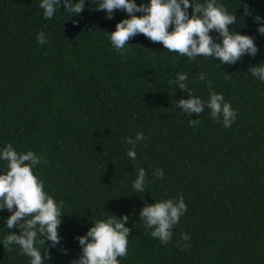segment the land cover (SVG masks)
<instances>
[{"label":"trees","instance_id":"obj_1","mask_svg":"<svg viewBox=\"0 0 264 264\" xmlns=\"http://www.w3.org/2000/svg\"><path fill=\"white\" fill-rule=\"evenodd\" d=\"M39 2L0 0V148L12 144L38 154L42 162L34 174L63 202L62 240L50 248L49 264L77 258L73 238L106 213L129 217L120 264H264V83L247 72L264 62V35L254 23L255 16L264 17V0H244L250 15L240 0H221L237 17L229 28L252 36L259 52L219 67L211 57L189 61L168 52L143 34L131 37L121 54L107 33L127 18L122 10L107 19L95 0H85L81 13L71 17L61 6L46 20ZM41 31L44 45L36 39ZM201 72L207 82L197 79ZM177 73H187L194 95L204 100L210 91L223 93L236 112L231 127L213 120L207 108L199 116L181 113L175 101L187 91L168 83ZM198 118V125H189ZM137 132L146 139L137 142L133 161L125 139ZM140 168L150 183L136 194L131 185ZM158 168L163 179L152 176ZM178 196L187 210L172 240L161 244L139 211L144 202ZM9 215L0 212V238L19 234L4 228ZM0 264H28V257L0 245Z\"/></svg>","mask_w":264,"mask_h":264},{"label":"clouds","instance_id":"obj_2","mask_svg":"<svg viewBox=\"0 0 264 264\" xmlns=\"http://www.w3.org/2000/svg\"><path fill=\"white\" fill-rule=\"evenodd\" d=\"M240 4L245 8L244 14L250 15L244 0H240ZM61 6L72 17L84 11L86 5L85 0L39 2L46 20L52 19ZM95 10H104L107 19L113 18L114 10H122L127 14V18L116 23L114 31L107 33L111 46L121 54L128 44L126 42L138 34H143L152 42L161 43L168 52L178 53L189 61L197 60L198 56L211 57L219 62L217 67L235 64L245 55L254 58L259 52L252 36L229 28V25L236 23L237 17L227 10L221 0H204L203 3L196 0H141L139 5L136 0H95ZM254 23L257 33L264 35V17L255 16ZM36 39L40 45L47 43L43 31L37 34ZM247 72L264 83V62L250 66ZM197 79L207 82V73L201 72ZM168 83L176 89L187 91L186 98L182 96L175 101L181 113L199 116L207 108L210 117L222 122L224 128L231 127L236 120V112L223 93L210 91L206 100L194 95L188 84L187 73H177ZM199 122V118L189 119L190 126H196ZM145 139L143 132H137L134 138L125 139L130 145L128 158L136 160V144ZM0 161L6 162L5 167H0V212L7 210L10 213L4 220V228L19 229V234L7 231L0 238V245L9 251L18 248L21 255L28 257V264H49L50 248H56L62 240L58 229L61 216L64 215L63 202L58 203L46 192L44 181L34 174V169L42 162L38 154L31 150L18 152L12 144H7L0 148ZM164 175L163 169L159 168L152 173L157 179H163ZM149 183L148 174L144 168H140L131 185L133 193H145ZM186 210L182 196L151 204L144 202L139 211V220L145 229L151 230V237L158 239L161 244H167L172 240V229L179 224ZM106 214L103 218L91 219L92 226L87 232L73 238L78 242L80 253L70 264H120L118 258L126 257L131 231L126 226L129 217L126 214L119 218ZM181 240L188 241V234L183 233ZM46 242L49 247H45ZM63 254H67L66 249Z\"/></svg>","mask_w":264,"mask_h":264}]
</instances>
